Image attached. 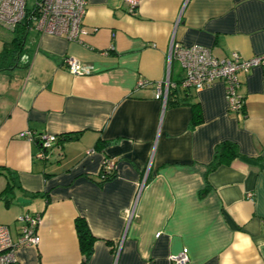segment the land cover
<instances>
[{"label": "crops", "instance_id": "0c3cea01", "mask_svg": "<svg viewBox=\"0 0 264 264\" xmlns=\"http://www.w3.org/2000/svg\"><path fill=\"white\" fill-rule=\"evenodd\" d=\"M83 28L79 41L32 29L24 66L0 72V166L16 177L0 225L16 243L18 218L40 216L38 245L18 246L14 264H82L78 217L95 237L85 264H172L181 251L187 264H264V70L238 75L239 113L222 81L183 90L179 65L168 70L173 39L219 59L263 55L264 0H140L133 14L124 0H86ZM167 73L177 86L163 102L153 85ZM41 135L59 143L44 160ZM224 141L238 155L211 169ZM104 159L114 170L100 181Z\"/></svg>", "mask_w": 264, "mask_h": 264}, {"label": "built area", "instance_id": "2783aa9c", "mask_svg": "<svg viewBox=\"0 0 264 264\" xmlns=\"http://www.w3.org/2000/svg\"><path fill=\"white\" fill-rule=\"evenodd\" d=\"M129 14L135 12L140 0H124ZM86 12V0H34L33 5L27 10V0H0V29L12 31L19 25L26 14L32 20V29L43 34L63 37L68 41H79L85 30L83 18ZM173 62H176L183 72V77L178 86L183 90H200L214 83L222 81L225 87L227 110L230 113H239L243 109V96L239 92L238 75L246 74L255 67L264 70V54L249 59L242 58L232 52L228 57L219 59L211 50L204 46H182L170 41L168 50V70ZM68 71L74 76L84 75L80 64L72 57L65 59ZM148 85V81L140 80L138 88ZM177 84L169 80V73L164 82L155 83L154 99L166 101L170 89L176 88ZM23 136L29 141L34 137L25 132ZM40 150L36 154L39 159H47L54 148L58 147V137L54 135L39 136ZM114 170V162L104 159L101 167V175L105 178ZM140 190V188H139ZM139 193V191H138ZM135 198L133 207L129 211V217L133 215L136 205ZM21 222L20 235L14 243L6 226L0 225V264H14L16 262L15 250L18 246H37L40 240L37 227L40 222L39 215H23L18 218ZM172 264H187L189 257L186 251L171 255Z\"/></svg>", "mask_w": 264, "mask_h": 264}, {"label": "trees", "instance_id": "16d2710c", "mask_svg": "<svg viewBox=\"0 0 264 264\" xmlns=\"http://www.w3.org/2000/svg\"><path fill=\"white\" fill-rule=\"evenodd\" d=\"M29 13L26 14L23 21L17 25L12 31H6L10 37L3 43V47L0 50V72H9L15 68L24 66V61L27 58L29 47L26 44L29 32L32 30V20L29 19ZM193 117L191 119V126H194L200 122V111L197 104L192 106ZM238 155L236 146L228 141H224L217 145L214 150V160L210 165L213 169L221 163L220 158L227 157L232 158ZM101 173V172H100ZM113 173L110 175L112 176ZM0 176L5 177V188L0 192V200L8 205L13 199V189L16 177L6 167L0 166ZM110 176L103 177L99 175L100 181L108 179ZM74 227L78 238V245L81 255L83 256V263L88 260L93 252V243L95 237L91 234L86 221L78 217L75 219Z\"/></svg>", "mask_w": 264, "mask_h": 264}, {"label": "rangeland", "instance_id": "374dc122", "mask_svg": "<svg viewBox=\"0 0 264 264\" xmlns=\"http://www.w3.org/2000/svg\"><path fill=\"white\" fill-rule=\"evenodd\" d=\"M34 0H27V10L33 5ZM10 35L4 30L0 29V50L3 47V43L9 39ZM4 208L3 203L0 201V219L3 217V214L1 212V209Z\"/></svg>", "mask_w": 264, "mask_h": 264}, {"label": "water", "instance_id": "95a60500", "mask_svg": "<svg viewBox=\"0 0 264 264\" xmlns=\"http://www.w3.org/2000/svg\"><path fill=\"white\" fill-rule=\"evenodd\" d=\"M17 201L20 202V203H29V202H30V201L25 200V199H23V198H20V199H18Z\"/></svg>", "mask_w": 264, "mask_h": 264}]
</instances>
